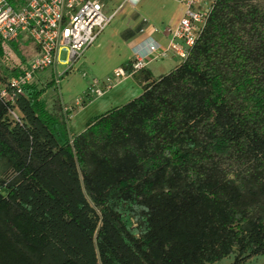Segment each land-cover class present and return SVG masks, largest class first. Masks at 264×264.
<instances>
[{"label":"trees","instance_id":"trees-1","mask_svg":"<svg viewBox=\"0 0 264 264\" xmlns=\"http://www.w3.org/2000/svg\"><path fill=\"white\" fill-rule=\"evenodd\" d=\"M131 77L142 93L79 134L41 99L53 81L0 99V264L264 256V0H217L174 70Z\"/></svg>","mask_w":264,"mask_h":264},{"label":"built area","instance_id":"built-area-1","mask_svg":"<svg viewBox=\"0 0 264 264\" xmlns=\"http://www.w3.org/2000/svg\"><path fill=\"white\" fill-rule=\"evenodd\" d=\"M176 1L183 7V14L169 31L168 44L161 45L150 37L155 28L142 29L140 33L149 37L144 49L133 52L131 73L127 74L122 67L116 68L112 76L93 84L86 96L101 97L121 80L145 69L149 61L169 56L182 62L187 58L217 0ZM112 19L113 15L106 14L103 5L97 1L27 0L14 8L8 0H0V44L31 40L36 47V53L25 62L20 74L5 77L0 66V99L13 106L16 97L23 95V88L34 79L35 74L49 68L52 69L54 83L59 84L64 73H57L55 65H68L70 70ZM61 51H66L68 55L67 60L62 62L58 60ZM82 102L77 100L74 107H79ZM70 110L64 108V112ZM8 116L19 121L17 108H12Z\"/></svg>","mask_w":264,"mask_h":264},{"label":"rangeland","instance_id":"rangeland-1","mask_svg":"<svg viewBox=\"0 0 264 264\" xmlns=\"http://www.w3.org/2000/svg\"><path fill=\"white\" fill-rule=\"evenodd\" d=\"M8 1L14 8H18L27 0ZM103 1L108 4V2L118 3L120 0ZM2 47L3 55L0 56V66L2 75L5 77L14 76L12 71L15 67L18 69L23 68L25 62L29 59V55L33 54L35 50L34 43L31 40L4 43ZM67 58V52L61 51L58 60L62 62L67 60ZM122 65L123 64H119L118 66L121 67ZM149 66L154 68L156 73L158 72V74L164 75L174 66V62L171 57L167 56L163 59L152 60ZM72 68L73 69L68 70V65H63L61 63L55 65L54 69L57 73H64L59 84L54 83L51 68L36 73L33 79V82L36 83L38 88L42 89H45L46 86L53 81L54 85L45 89L41 99L45 102L49 112L66 121L68 130L71 134L81 133L90 119L100 116L109 108L126 104L130 100L136 98L141 92L140 85L132 77H129L128 79L125 78L118 82L111 90L107 91L101 97H88L86 94L93 84L102 82L107 77L112 76L113 65L109 62H105L102 56L93 62H87L84 57H81L72 65ZM80 99L83 100L81 105L79 107H74L76 101ZM64 108L71 110L64 112ZM69 115L70 117L68 118L67 116ZM4 170L0 162V180L7 175L4 173ZM245 257L246 256H243L241 258L242 261L240 264H264V256ZM236 258L237 252L216 264H234Z\"/></svg>","mask_w":264,"mask_h":264},{"label":"crops","instance_id":"crops-1","mask_svg":"<svg viewBox=\"0 0 264 264\" xmlns=\"http://www.w3.org/2000/svg\"><path fill=\"white\" fill-rule=\"evenodd\" d=\"M91 1L101 3L104 11L113 15V19L96 43L81 57H84L87 62H93L102 56L105 62L113 65V71L119 67V64L131 63L135 50L145 48L149 36L140 33L142 29L155 28L156 31L150 37L155 42L166 46L170 38L169 31L177 25L183 14V7L176 0H120L118 3L108 2V4L103 0ZM34 49V53L29 55V58L36 53L35 45ZM171 59L174 66L169 72L180 64V61ZM150 63L151 61L145 69L150 72L151 81L157 80L163 75L156 73L155 69L149 66ZM116 107L119 106L109 108L105 112Z\"/></svg>","mask_w":264,"mask_h":264}]
</instances>
